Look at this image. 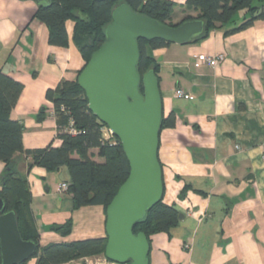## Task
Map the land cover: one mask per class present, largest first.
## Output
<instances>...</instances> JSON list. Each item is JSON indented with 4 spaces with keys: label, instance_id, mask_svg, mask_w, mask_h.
I'll list each match as a JSON object with an SVG mask.
<instances>
[{
    "label": "crops",
    "instance_id": "1",
    "mask_svg": "<svg viewBox=\"0 0 264 264\" xmlns=\"http://www.w3.org/2000/svg\"><path fill=\"white\" fill-rule=\"evenodd\" d=\"M167 1L181 11L180 21L188 0ZM37 8L34 0H0V71L24 85L12 113L23 125L17 170L30 185L42 247L105 239L104 207L75 210L61 190L72 180L69 168L51 172L26 154L62 144L46 94L76 81L85 66L74 23H67L69 46H51L47 27L32 20ZM227 29L197 43L148 50L159 67L164 117H176V125L160 134L163 202L184 216L169 233L152 236L149 264H264V21L230 36ZM220 54L224 59L215 67L198 60ZM177 90L186 96L177 97ZM91 156L104 163L98 150ZM4 170L0 162V181ZM68 222L70 235L54 230ZM106 261L99 255L69 264Z\"/></svg>",
    "mask_w": 264,
    "mask_h": 264
},
{
    "label": "trees",
    "instance_id": "2",
    "mask_svg": "<svg viewBox=\"0 0 264 264\" xmlns=\"http://www.w3.org/2000/svg\"><path fill=\"white\" fill-rule=\"evenodd\" d=\"M34 1L38 8L32 20L47 27L51 46L68 47L67 23H74L73 41L85 61V66L104 44L105 29L112 20L113 10L123 3L128 4L134 12L172 27L189 20H202L205 24L204 33L194 43L204 40L215 29L228 28L225 35L230 36L248 29L257 21H264V0H188L186 8L182 10L185 15L178 23H174L177 17L174 13L175 5L167 0ZM239 19L243 20L240 25ZM138 44V70L141 76L154 69L159 78V67L148 50L164 48L170 44L162 40H139ZM23 90V83L0 71V162L5 165L0 181V198L5 202V213L14 211L22 239L36 244L33 258L37 260V264H69L93 256H105L107 238L50 244L45 247L40 245V234L31 209L30 185L18 173L16 161V156L24 152L23 125L13 119L12 113ZM141 92L143 93L142 87ZM46 98L53 105L58 139L62 144L59 147L49 146L29 151L27 156L32 158L33 164L43 165L51 172L63 166L69 168L72 180L67 193L72 197L75 210L103 206L107 211L130 174V164L121 143L115 136L105 139L103 128L106 125L90 111L88 99L77 80L64 81L56 89L48 90ZM71 123L78 134L69 132ZM175 125L174 113L163 117L161 132ZM92 150H98V156L104 159V163L93 160ZM180 215L173 206L166 205L162 200L150 210L144 221L136 225L134 233H144L150 243L152 236L169 233L178 226L181 222ZM54 230L62 236H68L72 223L55 227Z\"/></svg>",
    "mask_w": 264,
    "mask_h": 264
},
{
    "label": "water",
    "instance_id": "3",
    "mask_svg": "<svg viewBox=\"0 0 264 264\" xmlns=\"http://www.w3.org/2000/svg\"><path fill=\"white\" fill-rule=\"evenodd\" d=\"M204 28V22L197 19L168 26L123 3L112 12L104 44L78 76L90 111L118 139L130 164L128 179L106 211L105 257L115 264H149V240L144 233L135 234L134 229L164 196L159 160L164 117L160 81L154 69L141 76L138 41L162 40L185 46L199 39ZM5 209L0 198L2 264L28 262L37 246L22 239L16 213H5Z\"/></svg>",
    "mask_w": 264,
    "mask_h": 264
},
{
    "label": "built area",
    "instance_id": "4",
    "mask_svg": "<svg viewBox=\"0 0 264 264\" xmlns=\"http://www.w3.org/2000/svg\"><path fill=\"white\" fill-rule=\"evenodd\" d=\"M223 59H224V55L223 54L216 55V56L200 55L198 57L199 61L207 64L210 67L217 66V64L219 62H221ZM176 96L179 97V98H182V97H185L186 95H185V93L183 91L177 90L176 91ZM52 114L54 116V110H53ZM69 132L72 133V134H75V135L78 134V131L74 128L73 123H71ZM103 134H104L105 139H107V140L108 139H112L114 137L112 132L107 127L103 128ZM61 190L67 192L68 191V184L67 183L62 184ZM105 264H115V263L110 262V261L107 260Z\"/></svg>",
    "mask_w": 264,
    "mask_h": 264
},
{
    "label": "rangeland",
    "instance_id": "5",
    "mask_svg": "<svg viewBox=\"0 0 264 264\" xmlns=\"http://www.w3.org/2000/svg\"><path fill=\"white\" fill-rule=\"evenodd\" d=\"M174 13H175V15L178 16V17H177L178 19H179L180 17H182V16H179L180 13H181V11L175 10ZM178 19L174 20V23H178V22H180Z\"/></svg>",
    "mask_w": 264,
    "mask_h": 264
}]
</instances>
